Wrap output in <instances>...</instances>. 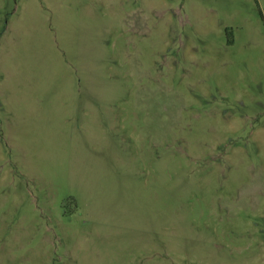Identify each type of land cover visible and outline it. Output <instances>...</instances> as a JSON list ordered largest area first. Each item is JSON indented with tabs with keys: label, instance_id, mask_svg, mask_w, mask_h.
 Instances as JSON below:
<instances>
[{
	"label": "rangeland",
	"instance_id": "rangeland-1",
	"mask_svg": "<svg viewBox=\"0 0 264 264\" xmlns=\"http://www.w3.org/2000/svg\"><path fill=\"white\" fill-rule=\"evenodd\" d=\"M0 264H264V0H0Z\"/></svg>",
	"mask_w": 264,
	"mask_h": 264
}]
</instances>
